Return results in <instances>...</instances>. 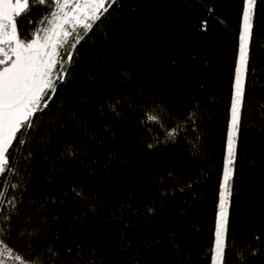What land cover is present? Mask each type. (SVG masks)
Segmentation results:
<instances>
[{"label":"snow or ice","instance_id":"6c2138e0","mask_svg":"<svg viewBox=\"0 0 264 264\" xmlns=\"http://www.w3.org/2000/svg\"><path fill=\"white\" fill-rule=\"evenodd\" d=\"M257 7L258 0H242L239 12L214 223L203 264H229L232 252L239 264H264V217L259 222L253 217L249 241L238 243L231 229L250 72L255 76L251 45ZM34 8L41 9L38 19L29 16ZM136 10L135 5L126 9L125 0H0V264H192V249L182 235L155 228L144 231L134 217L145 216L147 226L168 197H201L197 190L211 178L201 150L202 103L191 101L180 112L130 69L118 74L121 87L98 96L94 110L89 106L85 115L76 109L65 112L61 98L81 42L96 28L118 24ZM21 19L31 26L27 35ZM200 31H207L206 21H201ZM171 64L177 61L173 58ZM53 105L58 114L46 121ZM125 110L140 114L136 135L127 139L118 130ZM257 111L264 122V104ZM45 125L47 130L41 131ZM177 143L198 169L157 170L148 182L156 189L149 202H135L133 193L114 202L101 191L104 180L112 182L115 168L135 166L129 163L133 155L142 152L147 158ZM14 150L17 155L12 157ZM38 155L45 165L39 185L33 180ZM97 223L122 228L106 239L95 234L90 242L88 230ZM114 247L124 259L113 261Z\"/></svg>","mask_w":264,"mask_h":264},{"label":"trees","instance_id":"16d2710c","mask_svg":"<svg viewBox=\"0 0 264 264\" xmlns=\"http://www.w3.org/2000/svg\"><path fill=\"white\" fill-rule=\"evenodd\" d=\"M126 9L136 6V12L122 16L120 22L95 31L78 46L69 81L61 90L64 111L76 109L81 115L94 110L97 97L121 87L118 74L132 70L155 95L174 109L184 112L189 102L199 100L204 109L202 152L204 167L211 178L197 191L199 199L190 194L176 193L164 202L162 211L147 225L145 216L134 217L144 231L155 228L165 232L173 230L187 240L192 249V264H203L202 253L207 252L214 223V198L217 172L222 164L223 141L226 131L227 108L230 99V70L233 51L237 45L239 12L242 0H125ZM212 9V12L208 11ZM41 9L29 13L38 19ZM201 21L207 22V31H200ZM24 34L30 27L21 19ZM156 41L157 43H154ZM251 69L247 96L248 119L239 141L236 163L237 182L233 198L231 229L238 243L252 239L250 231L253 217H264V131L260 130L258 105L264 104V3L258 0L254 38L251 45ZM106 57H118L115 63ZM177 61L176 66L171 59ZM82 101L83 103H78ZM60 99L58 98V103ZM53 105L47 121L57 115ZM127 112L118 130L123 138L135 136L139 126L136 117ZM47 126L41 128L46 131ZM17 155L16 150L11 153ZM129 163L134 167L114 169L112 182L104 180L101 191L114 202L127 200L133 193L135 202H149L156 189L148 182L159 169L191 173L198 163L182 143L160 148L145 158L141 152L133 155ZM33 180L43 183L41 172L45 165L40 159L33 161ZM137 168L139 171H137ZM170 183V182H169ZM163 191V188H161ZM69 206H66L68 210ZM183 210V211H181ZM143 212V209H141ZM120 224L92 225L88 234L90 242L95 234L105 239L110 233L121 230ZM133 250H129V255ZM113 261L124 259L114 247ZM229 264H239L234 252L229 254Z\"/></svg>","mask_w":264,"mask_h":264}]
</instances>
